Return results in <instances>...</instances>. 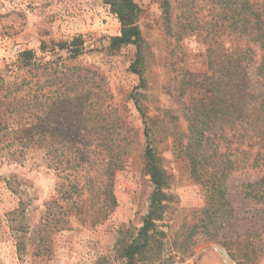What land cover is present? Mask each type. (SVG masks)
<instances>
[{
  "label": "rangeland",
  "instance_id": "rangeland-1",
  "mask_svg": "<svg viewBox=\"0 0 264 264\" xmlns=\"http://www.w3.org/2000/svg\"><path fill=\"white\" fill-rule=\"evenodd\" d=\"M133 1L140 10L141 40L138 46L114 49L112 38L121 35L122 26L107 0H0V102L14 84L30 80L37 104L49 92L48 118L53 120L46 125L36 109L34 125L26 134L18 129L16 117L11 131L0 125V264H125L117 252L118 241L137 240L153 209L156 187L149 173V151L165 174L166 197L149 233L150 248L136 255V264H236L219 243L198 236L187 239L202 231L198 221L206 207L203 187L191 176L187 113L210 98L211 41L202 31L179 39L181 31L175 30L176 25L215 26L213 43L229 51L236 45L231 20L220 0ZM250 2L264 13V0ZM167 5L173 31L166 24ZM25 51L35 57L24 68L20 55ZM260 61L255 50L248 71V89L255 95L264 94L257 75ZM46 79L48 87L43 88ZM190 80L192 85L184 86ZM67 85L74 88L68 97ZM3 110L0 105V114ZM89 118L98 130L106 128L99 134L116 143L113 154H128L114 177L118 205L100 223L91 221L95 215L87 207L82 214L69 210L68 188H61L65 173L60 171L71 172L70 166L54 163L60 149L58 133L83 138ZM47 127L48 145L35 143ZM65 153L69 158L74 155L69 145ZM46 155L54 164L50 169ZM263 176L262 167L238 171L228 180L239 222L236 233L256 234L261 244L264 205L243 198L241 187ZM48 208L68 213L44 232ZM195 241L189 254L190 242ZM258 264H264V256Z\"/></svg>",
  "mask_w": 264,
  "mask_h": 264
},
{
  "label": "trees",
  "instance_id": "trees-1",
  "mask_svg": "<svg viewBox=\"0 0 264 264\" xmlns=\"http://www.w3.org/2000/svg\"><path fill=\"white\" fill-rule=\"evenodd\" d=\"M107 2L112 5L122 26L121 35L112 38V47L119 49L127 45L138 46L141 40V32L137 25L140 12L138 6L133 0H107ZM220 2L226 8L232 23L230 27L236 37L234 49L225 51L221 44L213 43V35L217 34L215 26L213 29L209 26L185 25L182 29L178 25L175 26V30L181 31L179 39L188 32L202 31L206 34V40L212 43L208 46L210 98L207 103L195 105L187 113L190 136L187 153L191 176L203 187L206 196V207L201 211L198 221L202 231L192 233L187 239L192 240V237L198 236L200 239L219 243L236 264H258L264 256V243L261 244L256 234L252 236L236 233L240 232L239 222L229 197L228 180L238 171L264 168V94L255 95L248 89V71L253 63L255 50L261 54L257 75L264 86V13L256 9L255 4L250 0H220ZM165 14L168 30L173 31V27H170L172 18L170 5L166 6ZM221 29L223 28H219ZM34 57L32 51L21 53V65L24 68L30 66ZM32 66L35 67V64ZM48 81L45 80L43 88L48 87ZM190 84L192 85L191 80L184 86ZM14 86V89L5 96V101L0 102V105L4 106L0 114L2 129L11 131V126L15 123H11V120L16 117L18 129H25L23 133L26 134L29 131L28 127L32 128L34 125L36 109L41 111L39 114L43 116L42 122L49 125L53 121L48 118L49 92L43 93L41 103L37 104V99L32 94L30 80L23 79L21 84ZM69 87L67 85L66 97L74 93V88ZM92 123L91 118L86 120L84 128L88 135L83 138L76 136L68 139L64 133H58L56 142L60 145V149L56 150L54 163L60 166L66 163L70 166L71 172H66L67 169L63 168L60 171L65 173V181L61 188H68L66 203L69 210L74 209L82 214L87 207L90 214L95 215L91 221L100 223L107 220L118 205L114 195V177L123 169L128 154L127 152L123 155L113 154L114 148L118 147L116 143L110 144L112 141L108 135L99 134V131L106 128L102 127L98 130ZM60 127H65L63 122H60ZM74 130L78 133L83 131L81 128ZM47 131H49L48 127L45 128L40 140L37 142L32 140V143L40 142L48 145ZM91 133L97 135L94 137ZM66 145L74 151V155L70 158L65 153ZM252 149L257 151L253 153ZM96 151L99 153H95ZM148 155L151 167L149 173L156 187L153 209L137 240L132 243L127 242L126 239L118 241L117 252L125 264H136V255H143L150 248L152 235L149 233L155 228V221L159 218L158 211L166 197L163 193L166 186L165 174L156 165L151 151ZM44 159L47 168H52L54 164L50 163L47 155ZM98 164L100 168H94ZM93 170L95 174L92 173ZM241 195L256 204L264 205V176L254 182L244 183L241 187ZM47 213L46 224L42 230L44 232L58 224L60 217L68 212H58L48 208ZM196 245V241L190 242L189 254Z\"/></svg>",
  "mask_w": 264,
  "mask_h": 264
}]
</instances>
